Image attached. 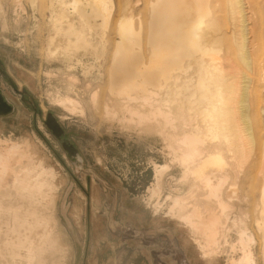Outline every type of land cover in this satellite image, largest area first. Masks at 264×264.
Instances as JSON below:
<instances>
[{"label": "bare ground", "instance_id": "bare-ground-1", "mask_svg": "<svg viewBox=\"0 0 264 264\" xmlns=\"http://www.w3.org/2000/svg\"><path fill=\"white\" fill-rule=\"evenodd\" d=\"M49 1L53 17L47 47L51 56L69 58L79 66L82 53L101 59L111 13L109 0ZM261 3L264 0H145L150 16L149 26L143 27L149 50L146 62L139 48L141 25L133 28L129 10L116 23L110 103H104V114L120 123L156 127L155 133L164 136L170 163L181 169L177 183L188 179L193 183L186 196L173 189L163 197L169 201L165 215L192 236L202 264H217L226 252L224 264H264ZM77 22L80 30L75 27ZM94 28L101 31L96 43ZM239 59L250 73L247 76L240 71ZM164 90L172 91L200 122L175 123L157 101ZM97 92L92 90L89 96L92 108ZM55 102L65 112L82 113L80 103L69 97ZM109 104L116 107L109 109ZM168 168L153 165L147 204L156 200L151 204L155 213L162 208L158 200ZM60 179L36 144L0 138V216H9L12 222L13 236L4 244L24 252L18 264H63L66 259L57 221L52 213H45L54 207ZM197 192L203 203L194 202ZM33 199H40L44 213L28 206ZM9 255L6 259L0 246V264H17L15 253Z\"/></svg>", "mask_w": 264, "mask_h": 264}, {"label": "rangeland", "instance_id": "rangeland-1", "mask_svg": "<svg viewBox=\"0 0 264 264\" xmlns=\"http://www.w3.org/2000/svg\"><path fill=\"white\" fill-rule=\"evenodd\" d=\"M49 2L0 0V70L5 73V77L0 76V95L13 108L0 116V138L30 140L55 166L62 184L54 207L49 206L45 213L54 215L63 249H67L63 264H202L192 236L166 217L169 201L163 197L173 189L186 196L193 183L191 179L177 183L181 169L170 163L164 136L155 133V126L153 130L150 125L120 123L104 114V103H110L107 97L116 23L127 10L133 28L141 25L139 48L144 61L149 58L144 31L150 16L144 8L145 0H109L111 13L103 35V55L97 61L90 53H82L80 66L69 58L51 56L48 50V25L53 17ZM75 27L81 29L78 22ZM100 35L101 31L94 28V43ZM237 64L244 75L250 74L240 59ZM13 89L24 90L26 95L22 99ZM96 89V105L92 108L89 96ZM160 93L157 101L175 123L188 119L200 122L172 91ZM61 97L78 101L83 114L63 111L55 102ZM131 107L138 109L139 105ZM48 114L64 132L60 140L44 125ZM62 141L77 149L78 161L69 158ZM154 164L169 167L161 182L158 202L162 208L158 213L153 210L156 200L153 205L147 204ZM199 193L194 202L203 203ZM39 201L33 199L28 206L44 213ZM11 225L9 216H0V246L6 259L15 253L14 262L18 264L24 252L12 251L4 244L13 236ZM227 254L222 260L219 257L217 264H224Z\"/></svg>", "mask_w": 264, "mask_h": 264}, {"label": "water", "instance_id": "water-1", "mask_svg": "<svg viewBox=\"0 0 264 264\" xmlns=\"http://www.w3.org/2000/svg\"><path fill=\"white\" fill-rule=\"evenodd\" d=\"M0 76L5 77V73L2 70H0ZM13 92L18 94L22 99L23 96L26 95V92L24 90L19 92L16 89H13ZM12 110L13 108L9 106L8 103L4 100V98L0 95V116H5L11 113ZM44 125L54 135L55 138L60 140L61 137L64 135L61 126L51 114L47 115ZM61 147L67 153L69 158L78 161V152L71 144H69L68 141H62Z\"/></svg>", "mask_w": 264, "mask_h": 264}]
</instances>
